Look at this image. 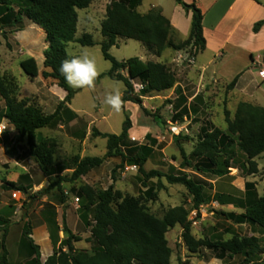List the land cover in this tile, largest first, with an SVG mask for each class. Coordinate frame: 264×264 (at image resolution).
Here are the masks:
<instances>
[{"label":"rangeland","instance_id":"obj_1","mask_svg":"<svg viewBox=\"0 0 264 264\" xmlns=\"http://www.w3.org/2000/svg\"><path fill=\"white\" fill-rule=\"evenodd\" d=\"M111 1L94 0L93 7L89 10H79L77 36L91 34L97 44L84 47L71 43L67 48L71 56L87 51L95 57L100 75L111 69V63L104 59L99 45L103 40L101 22L106 17L107 7ZM11 2L15 11L18 10L20 3H23L22 0ZM176 5L175 0H143L138 11L147 14L152 7L164 6L170 14ZM45 37V32L28 19H24L15 27L0 31L2 43L0 76L6 80L17 101L25 100L28 105L36 106L50 115L65 99L66 91L59 87L54 79H44L42 76L31 79L20 66L21 61L33 57L41 72L50 71L44 66V54L47 49ZM176 40L179 42V39ZM147 51V48L138 41L120 39L118 46L113 47L110 54L122 62L134 57H144ZM187 51L179 55H169L168 50L160 58L147 55V61L157 60L170 68L176 77V85L169 91L148 95L144 94L143 88L135 82L136 91L144 95L142 108L136 104H129L126 111L122 109L117 114L103 105L102 100L107 91L118 87L124 94L126 90L123 82L115 81L108 76L96 82L93 90L73 88L77 94L70 104V110L77 118H69L65 111L66 107L60 118L55 119L50 126L37 131L36 145H42V141H45L47 147L53 146V163L47 172L42 170L33 157L27 139L20 140L17 130L5 118L7 109L0 97V126L3 123L7 126V130L0 134V217L12 222L7 237L9 264H27L29 249L23 243L24 232L29 228L34 229L39 224L46 227L48 232L46 237L50 239V243L45 241L40 243L43 256L48 254L51 246L54 250L59 248L67 250L64 227L83 239L81 242L73 243L77 251H91L94 248L88 240L91 237V228L88 224L93 223L92 213L88 214L84 210V201L78 198L77 194L78 188L83 185H90L96 190H107L114 185L115 190L124 196L138 198L143 207L157 218H162L174 207L183 206L190 211L189 219L192 221L193 197L186 187L180 184L171 185L162 178L163 189L158 190L157 200L152 201L144 194L146 189L142 185L143 177L139 174L138 168L129 164L119 168L121 163L119 158L107 159L101 167L87 175L79 179L73 178L77 156L103 158L107 153V140L93 137V128L102 133L120 135L126 112L133 126L129 132L128 143L149 145L154 150L145 165L147 172L157 170L176 176L188 174L208 183L204 194L210 199V204L206 205L204 211L197 217V225L192 221V234L196 239L220 242L233 237L244 238L258 234V228L234 224L218 212L234 211L239 214L244 212L241 203L245 198L246 182L256 183L258 193L264 195V154L256 159L259 172L252 176L247 175V159L240 152H237L235 161L231 164L230 173L224 177L201 175L183 164L180 146L188 158L194 161L191 153L197 145L201 126L212 122L219 129L225 130L227 116L233 119L237 108L229 97L227 87L220 82H202L198 73L192 72L193 64L189 62L191 57ZM173 90L175 94L172 95ZM184 93L189 97H196L190 102L192 118L188 121H174L172 104L169 101H176L177 97ZM180 136L181 141L178 143L176 137ZM186 137L191 140H183ZM11 183L26 187L28 192L11 189ZM57 183L59 186L55 185ZM51 185L55 186L48 190ZM157 185L158 179L149 182V186L157 188ZM14 192H21L19 200L13 197ZM219 195L228 203L227 205H221L217 201ZM84 216L86 220L82 219ZM0 230L1 237L3 235L1 225ZM182 232V228L177 225L166 236L172 249V264H183L185 261L199 264L201 259L214 257L215 253L209 249L192 254L183 241ZM256 237L263 242V235ZM228 262L244 264V255L228 258L225 264ZM252 262L264 263V255L254 257Z\"/></svg>","mask_w":264,"mask_h":264},{"label":"trees","instance_id":"obj_2","mask_svg":"<svg viewBox=\"0 0 264 264\" xmlns=\"http://www.w3.org/2000/svg\"><path fill=\"white\" fill-rule=\"evenodd\" d=\"M18 10H14L11 0H0V31L21 24L24 19L32 21L45 32L47 49L45 50L44 79H54L59 87L67 93L65 99L60 102L53 114L47 115L40 108L28 105L27 101H17L12 95L11 88L6 80L0 76V97L6 106L5 118L14 126L20 140L27 139L31 153L44 172L49 171L53 163V146L47 147V142L36 145L37 131L50 126L53 121L60 118L63 109L69 118H77V115L69 108L77 91L69 87L64 77L59 72L61 61L70 58L67 48L70 43H77L84 47H92L97 43L91 34L85 33L77 37L79 10L90 7L94 0H22ZM186 12L192 13L191 32L184 41L176 40V30L170 20L166 18L161 8L154 7L147 14H141L137 9L143 0H112L107 7V13L101 22L100 42L102 54L105 60L111 63V69L98 77L109 78L123 82L126 90L123 94L126 111L128 102L143 107V94L136 91L134 83L143 86L144 94L163 93L174 88L176 77L170 68L160 62H144L138 57L126 61H118L110 50L118 46V39L135 40L142 43L157 57H161L167 50H188L190 55L196 57L206 48L203 36V14L195 4H188L183 0H175ZM264 25V20L255 24L254 32L257 33ZM21 31V30H18ZM0 40V46H1ZM24 73L31 79L39 76L37 61L29 57L20 62ZM235 78L227 86L232 90L237 84ZM173 105L174 121H183L190 112L186 105V98L181 95L176 101H169ZM227 128L221 130L212 122H207L201 128L197 145L195 146L191 161L185 154L183 147L180 151L183 156V164L201 175L224 177L230 173L231 164L235 161L237 152L242 153L247 159V175H256L259 167L256 159L264 154V108L248 102H240L237 105L233 119L227 116ZM132 121L126 112L123 130L120 135L102 133L93 128V137H102L107 140V153L101 157L75 158L76 167L73 178L79 179L90 171L101 167L107 159L119 158V168L126 164L138 168L143 177L142 185L146 189L145 195L154 201L158 198V190L163 189L161 179L165 178L171 185L180 184L186 187L193 197L194 209L209 205L210 199L204 192L206 181L193 178L188 174L176 176L164 174L157 170L147 172L145 165L153 154V148L149 145H137L128 143L129 132L132 129ZM180 142L181 136L176 137ZM183 140L190 141L186 137ZM222 159V161H220ZM152 179H158L157 188L149 186ZM59 186V184H55ZM51 185L49 189L52 188ZM11 189L24 193L28 189L23 186L10 184ZM78 198L84 201L83 208L92 213L93 223L91 237L88 239L94 245L91 251H77L74 242L83 239L64 227L67 235V250L57 249L43 262L40 246L32 238V230L24 232L23 243L29 249V261L27 264H172V249L169 247L167 234L179 225L183 232L182 238L188 250L192 254L202 249H209L215 253L214 258L222 259L237 255H244V264H264L252 262L256 256L264 255V196H259L255 183L245 184V198L241 203L243 213L218 212L221 216L237 225L248 224L257 226L263 234V242L256 236L233 237L227 241L212 242L207 239H196L192 234V221L189 219L190 211L183 206L168 210L162 218L150 214L141 204L138 198L124 196L116 191L114 185L107 190H96L90 185L78 188ZM222 196L217 201L221 205H227ZM79 199V200H80ZM87 214V216H88ZM86 220V217H82ZM3 235L0 237V264H9V251L7 237L12 222L0 217ZM1 231V230H0ZM183 264H191L185 261Z\"/></svg>","mask_w":264,"mask_h":264},{"label":"crops","instance_id":"obj_3","mask_svg":"<svg viewBox=\"0 0 264 264\" xmlns=\"http://www.w3.org/2000/svg\"><path fill=\"white\" fill-rule=\"evenodd\" d=\"M183 1L188 4H195L203 14L202 27L206 48L195 57V64L192 67V72L198 73L202 82H220L225 87L233 82L235 78H238L235 88L229 90V97L234 105H238L240 102H248L264 108V78L260 75V73L264 71V25L257 33L253 30L256 23L264 20V0ZM93 3L94 1L90 7L87 8L88 10L93 7ZM158 7L161 8L163 15L170 20L173 28L176 30V39H179V41L186 40L191 32L192 13L186 12L178 4L175 6V10L171 11L170 14L166 11L164 6ZM119 40L120 39H118V42ZM147 50L145 56L140 58L144 62H147V55L149 54L153 57H157L153 51L148 48ZM168 50L170 51L169 55H179L183 52L167 49L161 57H163ZM187 52H185V54H187ZM153 62L158 61L156 60ZM39 76H42L40 69ZM171 94H175V90H173ZM183 95L186 98V105L190 112V115L188 117L185 116L183 120L188 121L191 120L193 115L190 102L196 97H189L186 93ZM129 104L133 105V103L128 102L126 104L127 108L130 106ZM203 126H201V128ZM255 186L258 192L256 183ZM258 194L262 196L260 193ZM253 227L258 228L257 226ZM47 233L46 227L39 224L32 229V238L39 246L42 241L50 243L49 237H46ZM260 234L263 235L261 229L258 228V234L252 235L259 236ZM53 252L54 248L51 246V250L48 254L46 256L42 255V261L45 262ZM199 264H225V262L222 259L213 257L201 259ZM227 264H230V262Z\"/></svg>","mask_w":264,"mask_h":264},{"label":"clouds","instance_id":"obj_4","mask_svg":"<svg viewBox=\"0 0 264 264\" xmlns=\"http://www.w3.org/2000/svg\"><path fill=\"white\" fill-rule=\"evenodd\" d=\"M59 72L64 77L68 86L74 89L93 90L100 76L95 57L91 56L87 51L62 60ZM102 104L110 108L114 113H120L125 104L123 93L118 87L107 91ZM3 131V126H0V134Z\"/></svg>","mask_w":264,"mask_h":264},{"label":"built area","instance_id":"obj_5","mask_svg":"<svg viewBox=\"0 0 264 264\" xmlns=\"http://www.w3.org/2000/svg\"><path fill=\"white\" fill-rule=\"evenodd\" d=\"M191 58L189 59V62H190V64H195V57H193L192 55H189ZM260 75L264 78V71H262L261 73H260ZM140 85V84H139ZM140 88H143V86L142 85H140L139 86ZM172 114H173V117H174V115H175V111H174V108H173V105H172ZM1 126H3V129H4V131H3V133L7 130V126L3 123ZM134 167H136V166H134ZM19 196V197H18ZM22 196V194H21V192H14L13 193V197L16 199V198H18V200H19V198ZM77 201H79V199H77ZM216 203H212V205H215ZM206 207V205H204V206H201V208L199 209V210H197V209H195V210H193L192 211V221H193V224L194 225H197L198 223H197V217L199 216V214L200 213H202L203 211H204V208Z\"/></svg>","mask_w":264,"mask_h":264}]
</instances>
